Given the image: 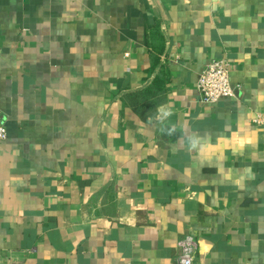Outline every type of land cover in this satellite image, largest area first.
<instances>
[{
  "label": "crops",
  "instance_id": "crops-1",
  "mask_svg": "<svg viewBox=\"0 0 264 264\" xmlns=\"http://www.w3.org/2000/svg\"><path fill=\"white\" fill-rule=\"evenodd\" d=\"M257 117L264 0H0V264H264Z\"/></svg>",
  "mask_w": 264,
  "mask_h": 264
},
{
  "label": "built area",
  "instance_id": "built-area-1",
  "mask_svg": "<svg viewBox=\"0 0 264 264\" xmlns=\"http://www.w3.org/2000/svg\"><path fill=\"white\" fill-rule=\"evenodd\" d=\"M197 94L201 104H214L220 99L232 97L234 90L229 82V67L224 60H211L201 72L197 81ZM256 125H263L264 118L254 119ZM6 138V129L0 122V140ZM180 254L178 264H193V255L197 248V242L190 236H184L178 242Z\"/></svg>",
  "mask_w": 264,
  "mask_h": 264
},
{
  "label": "clouds",
  "instance_id": "clouds-1",
  "mask_svg": "<svg viewBox=\"0 0 264 264\" xmlns=\"http://www.w3.org/2000/svg\"><path fill=\"white\" fill-rule=\"evenodd\" d=\"M172 110H166L164 116L166 119H170L172 116ZM167 135L171 136L177 132L176 125H166L161 129ZM179 140L183 143L185 150L193 153H200L207 149H215L216 145L212 144L209 137H205L198 131H192L191 129L185 130L183 134L179 137Z\"/></svg>",
  "mask_w": 264,
  "mask_h": 264
}]
</instances>
